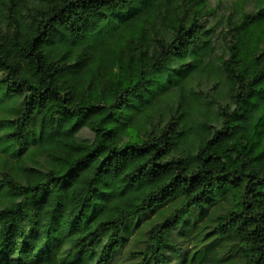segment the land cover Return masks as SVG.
<instances>
[{
	"label": "trees",
	"instance_id": "1",
	"mask_svg": "<svg viewBox=\"0 0 264 264\" xmlns=\"http://www.w3.org/2000/svg\"><path fill=\"white\" fill-rule=\"evenodd\" d=\"M176 199L130 260L198 263L173 234L229 200L264 264V0H0V264H110Z\"/></svg>",
	"mask_w": 264,
	"mask_h": 264
},
{
	"label": "rangeland",
	"instance_id": "2",
	"mask_svg": "<svg viewBox=\"0 0 264 264\" xmlns=\"http://www.w3.org/2000/svg\"><path fill=\"white\" fill-rule=\"evenodd\" d=\"M180 202V200L168 201L165 205L157 206L145 214L141 215L137 219L130 221L129 227L124 233V242L122 249L118 252L114 260L110 264H136L137 259L130 260L131 251H139L145 248L147 241V233L150 227L156 222L162 220L171 210ZM230 205L229 200L220 201L216 206L209 208L204 214L198 211L190 215V220L185 225L193 222L194 225H188V228L184 225L181 229L177 230L172 237L174 243L182 244L183 241L185 245L192 243L193 246H201L208 250L212 248V251L207 254V256L193 264H227L230 262H238L240 256L229 250L230 245L235 242L233 237L226 240H217L216 236L212 233L214 226V218L218 213L224 212L228 209ZM185 230L187 236L185 237ZM199 237V238H198ZM184 239H187L185 241ZM212 245V246H211ZM180 263L179 260L175 262Z\"/></svg>",
	"mask_w": 264,
	"mask_h": 264
}]
</instances>
